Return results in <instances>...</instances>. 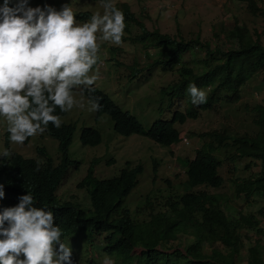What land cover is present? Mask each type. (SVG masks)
<instances>
[{
	"label": "trees",
	"instance_id": "16d2710c",
	"mask_svg": "<svg viewBox=\"0 0 264 264\" xmlns=\"http://www.w3.org/2000/svg\"><path fill=\"white\" fill-rule=\"evenodd\" d=\"M250 11L264 16V9L256 0H247ZM122 12L127 22L138 24L142 32L134 38L145 48L158 49V57L153 64L164 70L174 68L188 50L205 52L200 59L199 72L195 68L181 65L177 71L180 78L163 89L172 101L174 96L185 98L188 106L184 111L176 110L171 119H158L146 128L134 115L123 110L105 92L92 86L82 88L93 101L99 98L102 107L97 115L107 113L121 135L142 134L155 142L170 146L181 140V130L177 124H184L189 118H197L200 110L213 109L221 100L236 102L241 99V88L249 76L264 68V43L259 36L254 37L246 26L236 25L228 33L230 45L212 47L210 42L199 38L187 41L183 37L172 36L158 29L149 30L145 24L127 7ZM92 13H80L81 20L90 19ZM189 83L198 88H207L206 101L194 105L186 89ZM171 105V104H170ZM256 134L232 135L214 130L207 132L209 140L196 150L188 160L187 185L189 190L169 203V209L151 212L148 218L136 217L126 205V199L138 185L141 164L125 167L118 175L100 179L95 176L93 162L78 186L90 195L93 209L84 210L78 202L61 200L57 190L71 165L77 161L69 156V148L76 130L75 123H64L59 128L51 122L46 130L59 141L61 160L56 163L45 146L38 147L37 155L25 157L11 151L8 158L0 161V183L4 184L5 196L0 199V208L14 206L19 197L29 191L37 206H47L55 217L54 223L62 230V239L80 232L89 237L105 234L104 250L116 256V264H239L237 259L244 245L241 231L252 229L262 232L260 219L252 212L233 216L227 212L223 195L210 192L208 187H220L223 177L220 168L223 160L218 153L233 149L232 159L249 158L260 162V172L239 185L238 191L251 196L264 197V105L255 107ZM59 117L66 112L56 109ZM81 142L97 145L102 136L95 128H84ZM28 138L26 141H28ZM37 160L41 161L37 167ZM205 186L207 188H199ZM264 218V207L260 208ZM181 235H188L191 241L179 242ZM141 248V252H135ZM247 264H264L263 250L259 243L248 249Z\"/></svg>",
	"mask_w": 264,
	"mask_h": 264
},
{
	"label": "rangeland",
	"instance_id": "374dc122",
	"mask_svg": "<svg viewBox=\"0 0 264 264\" xmlns=\"http://www.w3.org/2000/svg\"><path fill=\"white\" fill-rule=\"evenodd\" d=\"M264 9V0H256ZM70 3L74 13L103 12L102 0H29L30 6L45 4L59 9L62 4ZM121 11L127 6L149 30L158 29L178 38L190 41L199 38L210 42L212 47L227 48L230 45L228 33L236 25L246 26L254 37L264 43V16L253 14L247 0H113ZM3 0H0V4ZM76 16L77 23H83ZM142 32L135 22L125 19L122 42L115 45L110 41L98 39L99 61L93 71L98 70L95 87L105 92L123 110L134 115L146 128L158 119H171L174 111H184L188 106L185 98L174 96L172 101L163 89L179 80L177 69L187 65L200 71V59L205 52L188 50L182 55L180 63L174 68L164 70L153 64L158 57V49L145 46L134 40ZM99 35V34H98ZM241 88V99L236 102L221 100L213 109L200 110L197 118H189L184 124H177L182 136H187L189 143L180 140L177 144L161 145L142 134L121 135L115 130L111 116L103 113L97 115L92 110V101L82 91V87L73 90L78 104L61 116V124L75 123L76 130L69 148V156L77 161L78 166L71 165L59 184L57 193L60 199L78 202L81 207L91 212V198L85 188L78 186L94 162L95 176L103 179L118 175L125 167L143 166L139 174V183L126 199V205L133 214L148 218L151 212L169 209V203L189 190L187 185L188 160L196 150L209 140L207 132L214 130L232 135L256 134L259 130L255 123L258 104L264 105V68L249 76ZM208 94L207 88L202 89ZM171 104V105H170ZM84 128L97 129L102 140L97 145H85L81 142ZM23 144L10 142L7 122L0 117V150L10 148L25 157L37 155L38 147L45 146L56 163L61 160L59 141L45 131L29 137ZM232 150L222 149L218 155L223 160L220 174L223 184L220 187L207 188L210 192L223 195L227 212L233 216L239 213H254L260 219L262 232L243 229L244 245L238 255L239 264H247L248 249L259 243L264 256V218L259 213L264 207V197L259 194L251 196L239 192V185L250 180L260 172L258 161L249 158L232 159ZM2 158H0V161ZM105 234L89 237L87 232H80L64 238L72 246L74 264H102L107 257L116 264V256L105 250ZM179 242L191 241V237L181 235ZM135 252H141L136 248Z\"/></svg>",
	"mask_w": 264,
	"mask_h": 264
},
{
	"label": "clouds",
	"instance_id": "9594fccd",
	"mask_svg": "<svg viewBox=\"0 0 264 264\" xmlns=\"http://www.w3.org/2000/svg\"><path fill=\"white\" fill-rule=\"evenodd\" d=\"M102 5V13L77 23L69 2L59 9L33 7L29 0L0 4V117L7 122L10 142L23 144L50 122L59 128L56 109L67 112L78 104L74 89L91 90L98 78V70L93 71L98 39L119 45L125 29L124 14L113 0ZM186 92L194 105L207 99L194 83ZM101 107L99 98L93 99L92 110ZM10 155L7 148L0 150V158ZM36 163L39 167L41 161ZM4 196L0 183V199ZM54 220L52 210L37 206L29 191L14 206L0 208V264H74L72 246ZM102 264L114 261L106 257Z\"/></svg>",
	"mask_w": 264,
	"mask_h": 264
},
{
	"label": "built area",
	"instance_id": "2783aa9c",
	"mask_svg": "<svg viewBox=\"0 0 264 264\" xmlns=\"http://www.w3.org/2000/svg\"><path fill=\"white\" fill-rule=\"evenodd\" d=\"M182 141H184L185 143H189V139L187 136H181Z\"/></svg>",
	"mask_w": 264,
	"mask_h": 264
}]
</instances>
